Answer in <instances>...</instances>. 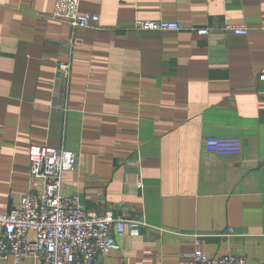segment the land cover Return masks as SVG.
<instances>
[{"label": "crops", "instance_id": "0c3cea01", "mask_svg": "<svg viewBox=\"0 0 264 264\" xmlns=\"http://www.w3.org/2000/svg\"><path fill=\"white\" fill-rule=\"evenodd\" d=\"M55 1L0 0V214L39 189L30 147L65 149L79 157L65 194L146 223L94 264H194L198 250L264 264V0H81L92 29L56 20Z\"/></svg>", "mask_w": 264, "mask_h": 264}, {"label": "built area", "instance_id": "2783aa9c", "mask_svg": "<svg viewBox=\"0 0 264 264\" xmlns=\"http://www.w3.org/2000/svg\"><path fill=\"white\" fill-rule=\"evenodd\" d=\"M81 0H56L53 17L67 22L75 29H92L101 18L96 14L81 13ZM134 30L144 33L195 32L210 36V28H188L166 21H137ZM226 32L247 35L246 27L227 25ZM71 47L72 41L62 42ZM71 65L59 63L58 72L65 77ZM207 147H219L216 140L205 139ZM30 176L40 184L19 205L7 214H0V264L14 259L16 264L28 258L43 264H94L112 251L120 250L118 238L139 236L146 226L143 217H115L112 211L88 212L76 195L63 191V177L76 170L79 157L75 152L33 145L29 149ZM134 180V179H133ZM133 183V182H132ZM142 188L141 181H135ZM228 236H232L230 230ZM194 264H247L243 255L227 254L215 258L202 251L192 255Z\"/></svg>", "mask_w": 264, "mask_h": 264}]
</instances>
